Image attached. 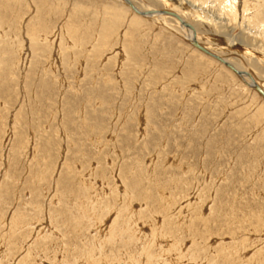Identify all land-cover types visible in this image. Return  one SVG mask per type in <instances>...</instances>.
Returning <instances> with one entry per match:
<instances>
[{
	"label": "rangeland",
	"instance_id": "obj_1",
	"mask_svg": "<svg viewBox=\"0 0 264 264\" xmlns=\"http://www.w3.org/2000/svg\"><path fill=\"white\" fill-rule=\"evenodd\" d=\"M130 1L264 91V0ZM185 29L0 0V264H264V100Z\"/></svg>",
	"mask_w": 264,
	"mask_h": 264
},
{
	"label": "bare ground",
	"instance_id": "obj_2",
	"mask_svg": "<svg viewBox=\"0 0 264 264\" xmlns=\"http://www.w3.org/2000/svg\"><path fill=\"white\" fill-rule=\"evenodd\" d=\"M122 2L131 10L133 11V13L139 15L140 17L141 16H144V17H152V16H166L168 18H172L174 20H176L178 23H180V26H182V28H186L184 30V32L186 31L187 32V35H186V38L188 40V42L193 46V48H195L196 50L200 51L202 54L206 55L205 53H203L202 50H205V51H208V49H206L205 47L201 46L197 40H196V33L193 29V27H191L189 24H187L181 17H179L177 14L175 13H171V12H165V11H162V12H157L155 10H148V11H142L140 10L139 8H137L130 0H122ZM147 12H150V13H147ZM201 49V50H200ZM211 53V52H210ZM213 54V53H212ZM215 55V54H214ZM208 56V55H206ZM209 58L213 59L212 57L208 56ZM219 57V56H218ZM220 59H222L221 57H219ZM215 60V59H213ZM224 62L230 64L236 71L237 73H235L234 71L228 69L225 65H223L222 63H220L219 61H217L218 63H220L221 65L225 66L228 70H230L233 74H235L237 77L239 78H243V79H247L246 82L248 83H244L246 84V86H248L249 88H251L252 90H254L257 94H259V96H261V98L264 100V97L258 93V91L256 90V87L259 88L260 90H262L258 85L255 84V82L253 81L252 77L247 74V73H243V72H240L233 64H231V62L225 60V59H222ZM263 94H264V91L262 90Z\"/></svg>",
	"mask_w": 264,
	"mask_h": 264
},
{
	"label": "water",
	"instance_id": "obj_3",
	"mask_svg": "<svg viewBox=\"0 0 264 264\" xmlns=\"http://www.w3.org/2000/svg\"><path fill=\"white\" fill-rule=\"evenodd\" d=\"M201 50V49H200ZM203 53H205L206 55L212 57L213 59L219 61L220 63H222L223 65H225L228 69L234 71L235 73H237V71L228 63L224 62L222 59H220L217 55H214L208 51H205V50H202ZM256 90L258 91V93H260L263 97H264V94L262 92V90H260L259 88L256 87Z\"/></svg>",
	"mask_w": 264,
	"mask_h": 264
}]
</instances>
